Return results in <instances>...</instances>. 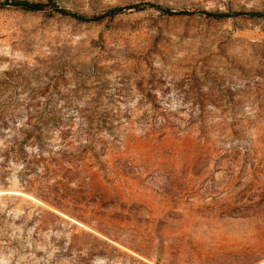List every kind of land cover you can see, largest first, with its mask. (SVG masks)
Wrapping results in <instances>:
<instances>
[{"label":"rangeland","instance_id":"1","mask_svg":"<svg viewBox=\"0 0 264 264\" xmlns=\"http://www.w3.org/2000/svg\"><path fill=\"white\" fill-rule=\"evenodd\" d=\"M247 12L264 0H0V264H264Z\"/></svg>","mask_w":264,"mask_h":264},{"label":"trees","instance_id":"2","mask_svg":"<svg viewBox=\"0 0 264 264\" xmlns=\"http://www.w3.org/2000/svg\"><path fill=\"white\" fill-rule=\"evenodd\" d=\"M17 3L16 4H21L23 6L24 9H27V10H39L42 6L41 3H36V2H28V1H16ZM151 6L153 7H156L160 10H165L163 7H161L160 5L158 4H154L152 3ZM122 7L120 6H117V7H112L110 9H108V13H113L115 11H118V10H121ZM207 14H210V15H221L222 13H214V12H210V11H203ZM228 14V13H227ZM245 15H250V16H258V15H264V13H258V12H247V13H244ZM223 15V14H222ZM7 149V148H6ZM6 149H1V151L4 150V155L6 156L8 154V150ZM6 158V157H5ZM23 168H26V165L28 164V161H23ZM37 166L39 165V161L35 163Z\"/></svg>","mask_w":264,"mask_h":264}]
</instances>
